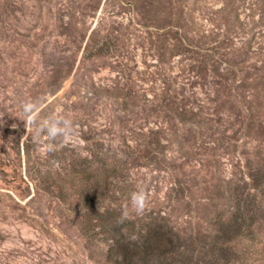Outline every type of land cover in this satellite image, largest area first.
Segmentation results:
<instances>
[{"label": "rangeland", "instance_id": "374dc122", "mask_svg": "<svg viewBox=\"0 0 264 264\" xmlns=\"http://www.w3.org/2000/svg\"><path fill=\"white\" fill-rule=\"evenodd\" d=\"M52 117L75 142H34ZM84 168L183 238L246 208L231 245L264 264V0H0V264H105L94 213L65 209Z\"/></svg>", "mask_w": 264, "mask_h": 264}, {"label": "trees", "instance_id": "16d2710c", "mask_svg": "<svg viewBox=\"0 0 264 264\" xmlns=\"http://www.w3.org/2000/svg\"><path fill=\"white\" fill-rule=\"evenodd\" d=\"M74 174L79 191H74L71 196L78 197L79 206L71 207L69 196L64 201L65 209L79 217L83 224L89 221L90 213H94L93 218L101 229L99 232L105 236L108 245L105 264H245V259L234 251L231 242L241 231H248L249 226L258 223V219L251 215L247 222L246 208L241 210L237 206L227 220L222 213L215 216L212 223L215 234L211 237L183 238L165 218L134 220L127 215L121 219L125 208L104 205L106 194L96 190L103 180L101 175L97 176L98 179L92 178L86 168L78 169ZM91 179L93 186L90 185ZM116 202L112 201L113 205Z\"/></svg>", "mask_w": 264, "mask_h": 264}, {"label": "clouds", "instance_id": "9594fccd", "mask_svg": "<svg viewBox=\"0 0 264 264\" xmlns=\"http://www.w3.org/2000/svg\"><path fill=\"white\" fill-rule=\"evenodd\" d=\"M25 122L31 123L35 119L36 103L33 101H26L22 105ZM16 127V126H15ZM45 134L49 140H58L60 143L75 142V132L71 121L63 118L52 117L45 120L37 129L33 136V140L39 143V137ZM48 151L53 150V145L46 146ZM147 202L146 192L143 188L134 191L130 197L132 209L140 214L144 211ZM128 215L127 208L122 211L121 219L126 218Z\"/></svg>", "mask_w": 264, "mask_h": 264}]
</instances>
